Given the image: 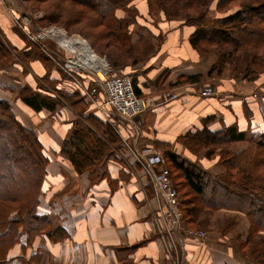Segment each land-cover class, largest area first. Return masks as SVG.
<instances>
[{
  "label": "crops",
  "instance_id": "1",
  "mask_svg": "<svg viewBox=\"0 0 264 264\" xmlns=\"http://www.w3.org/2000/svg\"><path fill=\"white\" fill-rule=\"evenodd\" d=\"M9 20L6 9L0 7V30L19 46L22 42L6 23ZM194 31V27L170 24L163 44L151 56L149 78L162 80L158 88L173 84L164 93L171 92L174 98L165 102L164 96L161 103L151 102L150 113L136 120L140 137L131 124L116 116L106 118L105 111L101 113L91 103L81 113L70 84L59 80L56 65L48 71L43 61L31 59L28 74L22 77L33 90L57 95L63 106L55 112L37 113L24 105L15 93L21 87V71L15 73L16 65L0 70V100L9 102L16 119L37 133L49 159L36 215L54 221L58 228L55 234L20 230L18 241L5 251L6 264H255L239 247L248 242L251 219L223 197L227 191L222 185L229 184L220 178L233 175L234 170L246 175L252 171L243 155L253 156V140L264 134V83L236 82L224 74L208 77L217 57H204L194 49L190 42ZM198 75L203 77L200 82H183ZM47 81L54 85L60 81L61 88L52 91L54 86L51 93L39 89L40 83L47 87ZM208 86L212 94L202 96ZM81 104L85 106V102ZM84 126L90 130L93 144L103 147L94 158V171L78 169L63 151L65 142ZM230 128L235 136L243 133L244 139L221 144L228 158L213 146L192 144L191 136L204 129L217 133ZM126 138L132 142V150H161L205 173L202 195H192L188 187L180 193L178 228L167 231L171 208L155 197L151 180L139 172L124 147ZM237 158L246 163L241 166ZM98 166H103L101 174ZM178 175L181 183L183 174ZM189 197L196 200L190 205L198 206L192 216L187 211Z\"/></svg>",
  "mask_w": 264,
  "mask_h": 264
},
{
  "label": "trees",
  "instance_id": "2",
  "mask_svg": "<svg viewBox=\"0 0 264 264\" xmlns=\"http://www.w3.org/2000/svg\"><path fill=\"white\" fill-rule=\"evenodd\" d=\"M133 1L134 0H64V2L72 6L69 8H67V6H56V10H59L60 14L52 12L48 16V21L51 23H58L64 15L68 16V19L63 20L65 24L74 25L75 23L85 21L86 30L90 37L93 33L90 30L99 31L96 41H106V47H114L117 50H123L122 48L124 45H127L131 41V37L127 30L129 23L125 20L116 18L117 16L116 14L114 15V13L121 9L126 10L127 6ZM149 1L151 6L154 7L155 5L159 8L158 10L166 12L164 8L167 5L173 8L172 1L175 3L176 0ZM180 1H184L187 8L197 5L196 3H200L203 10H205L197 17V22H195L194 18L193 20H189L190 26L195 28L194 33L190 37L191 45L195 49L199 50L203 48L204 45L214 46L221 52V55L219 54V59L225 61V56H230L232 51L238 52L249 47L258 49L264 46V3L256 7L245 6L233 15H228L225 18L217 20L216 26L208 27L209 22L206 21L205 16L209 10L206 8L212 0ZM217 10L219 12L224 10V7L221 6V1L217 6ZM49 26L56 27L57 24ZM28 43L31 44L29 41ZM3 48L4 45L1 44L0 41V50ZM228 48H231L232 51L225 52V49ZM34 50L36 49L34 48ZM38 50H36L37 52L34 55L36 59L41 57L45 63L48 62V64L54 65L52 61ZM29 55L30 54H25V59L28 61L33 59ZM255 55L254 57L256 59L258 58V61H256V59L250 61L251 65L247 68L246 73L243 74V79L245 81H255L264 73L260 72L258 68L253 69L254 66H259V64L264 65V62L261 61L264 60V58H260L264 53ZM114 62L112 66L116 67L119 62ZM215 71L216 67L214 65L210 69L208 75L213 74ZM201 80L202 76L198 75L187 77L185 81L188 83H196ZM134 86L136 94L142 96V91L135 82ZM20 97L23 103L35 112H41L43 110L55 112L57 107L61 105L59 100L35 92L27 86L22 90ZM77 97L82 100L80 101L78 99V102L84 103V100L78 94L74 93V98ZM191 137L193 142H201V145L211 147L212 145L225 143L228 140H243L244 134L239 133L238 136H235V130L233 131V128L217 133H211L204 129ZM92 139L90 130H87L84 126L75 131L71 139L65 142L63 151L65 150L70 154L71 161L78 169L83 168L94 171L96 165V160H94V158L98 156L103 147L99 149V144H93ZM261 139H264V134L261 136ZM261 147L264 148V144ZM48 162L49 159L44 153V147L37 133L25 127L16 119L9 102L0 100V224L6 226L7 218L5 217L8 212L15 209L16 205L24 209H32L35 206L34 209L37 212L39 203V197L37 198V196H40ZM164 162L168 166L172 179L173 168L177 173L183 174V181H185V185L190 189L192 195L196 194V196H199L204 193L206 186L203 180L205 176L203 171H200L192 164L187 165L183 160L179 161L177 156L173 154L168 155V157L164 159ZM256 175L257 173H250L242 176V182L237 181V175L234 172L233 175L230 173L228 176L220 178L222 182L229 184V186L222 185L227 191V194H222L223 197L227 198L228 202L232 200V205L236 209L244 211L250 217L252 225L251 232L264 231V185L261 184L264 181V174H259L260 176L258 177ZM256 183H258V185L260 184V186ZM174 187L179 194L177 184L174 183ZM232 197H234V199H232ZM195 201L194 197H189L187 199L189 205ZM223 206L226 205L224 204ZM187 211L190 216L193 214L195 215L198 212V206L190 205ZM34 219L35 222L33 220L31 221L33 224L28 230H30L31 233H39V228H37L39 224H36V222L41 223V218ZM43 222H47V227L52 226V224H50L52 221L45 219ZM12 230L13 228L11 227L7 233L0 236V257L2 256L1 253L3 250H7L8 247H11L18 241L20 230L15 238L10 237ZM57 230L58 228L55 226L50 228V231H54V234ZM59 238H61V236H59ZM260 243L262 246L257 249V252L254 250L253 255H255V259L258 262L257 264H264V250H260L264 248V240H261Z\"/></svg>",
  "mask_w": 264,
  "mask_h": 264
},
{
  "label": "rangeland",
  "instance_id": "3",
  "mask_svg": "<svg viewBox=\"0 0 264 264\" xmlns=\"http://www.w3.org/2000/svg\"><path fill=\"white\" fill-rule=\"evenodd\" d=\"M13 1L15 2L14 7H15L16 12L18 11L19 15L21 14L20 16L26 15L25 19L28 18V20L31 22L34 28L36 27V28L51 30L50 28L52 27L49 25L57 24L56 26L57 28L63 29L62 31L63 33H65V37L69 38L66 35V32H67V34L69 35L78 37L77 39H79V42L84 43L86 48L88 46L93 51V53L96 55L97 59L99 60V61L97 60L98 62L105 61L109 65H111V67L114 69L116 73L125 74V75L130 76L133 82H135L136 85L139 86V88L141 89L142 97H144L147 100L149 108L151 107L152 101H155L157 103H161V101L163 102L164 96H165L164 101L165 102L166 100L168 101V99H170L171 97V92L164 93V90L168 91L171 88L175 87L173 84L172 85L170 84V87L158 88L157 85H160L159 81H162V80L153 81L149 78L150 69L148 65L150 63L151 56L155 54L157 50L160 48V46L163 44V41L166 38V35H167L166 33H167V30L170 24L193 27V26H190L189 20H193L194 18L195 22H197L196 21L197 17L200 16L202 12L205 11L203 10L200 3L199 4L196 3L197 5H194L193 7L190 6V8H187L186 3L184 1L176 0L175 3L174 1H172L173 8L167 5L164 8L166 9V12H165L163 10H158L159 8L156 7L155 5L154 7L151 6L149 0H134L127 6L126 10L121 9L114 13V15L116 14V16L117 14L123 13L124 15L123 18H120L118 16L116 18L125 20L129 23L127 30L131 37V41L127 45L126 44L124 45V47L122 48L123 50H117L114 47H106V41H100V42L96 41L97 34L99 31L90 30L93 32L90 37L86 30L85 21L81 23H75L74 25L65 24L63 20L68 19V16L64 15V17H62L61 21H59L58 23L49 22L48 21L49 14H51L52 12H56L60 14L59 10H56V6L58 5L64 6V7L67 6V8L72 6L71 4L64 2V0H13ZM220 1H221V6L224 7V10L220 11L222 13H220L217 10V6ZM261 3H264V0H212L210 4L208 5V7L206 8L209 10V12H207L205 16L206 21L209 22L208 27L216 26L217 20L225 18L228 15H233L238 10H241L245 6L256 7L260 5ZM174 10H176L177 13ZM20 21L22 22V17ZM6 23H8L10 28H13L15 32L14 35L22 42L23 45L22 44H20L19 46L13 45L12 43L8 41V38L6 37V35L0 30V41H1V44L4 45V48L0 50V54H1L0 70L2 69L5 70L7 68L12 69L14 65H16L14 69L15 73L17 74V72L21 71L19 72L20 75L18 76L21 82V87L18 89V91H15L16 94H19V98L21 99L20 96H21V92L24 89V87L25 86L30 87L29 85L26 84V82L23 83V80H22L23 75L25 76L28 74L27 72L29 71V67H30V61L25 59V54H30L29 56L31 58L36 59L34 55L36 54L37 52L36 50L38 49L35 46H32L31 44L28 43L29 41L28 38L18 27L14 26L12 19ZM72 38H69V39H72ZM51 46L55 48L53 44H51ZM85 46H84V49H85ZM34 48L36 50H34ZM200 49L199 50L195 49V50H197L204 57H210L212 55H215L217 57V62L216 64H214L216 67V71L213 74L208 75V77H219L224 74L225 76H230L236 82L245 81L243 79V74L246 73L247 68L251 65L250 61L256 59L254 55L264 53V46L258 49L249 47L247 49L240 50L238 52L237 51L233 52L231 48H228V49H225V52L232 51V53L230 54V56H225L226 60L223 61L222 59H219L220 57L219 54L221 55V52L219 51V49H216L214 46L204 45V47ZM84 52L88 53V50L85 49ZM260 58H264V55ZM38 59L43 61L48 71L51 69L52 64L50 63L48 64V62L45 63L43 58L41 57H39ZM114 61L119 62L118 65H116V67L112 66L113 63H115ZM256 61H258V58L256 59ZM261 61L264 62V60H261ZM93 65H98L101 67V63H93ZM254 68H258L260 72H264V65L259 64V66H254L253 69ZM46 76L44 80L48 79L46 78ZM13 77H15V75H13ZM260 78L262 79L260 80ZM61 79H64V76L60 73L59 80ZM257 80L255 81H257L258 84L264 83L263 81L264 73L261 76H259ZM183 82L188 83L184 80ZM54 84L55 83L53 82L47 81L45 83V85H47L46 87L42 83H40L39 89H46L47 92L51 93V88H53L54 86L56 87L52 89V91L61 88L60 81H58L57 85H54ZM201 87H203V84ZM209 87L210 86H208L207 89L211 88ZM31 89L33 90V88ZM71 90L74 91V89H71ZM33 91L39 92L36 90H33ZM57 91H61V90H57ZM46 96H50V95H46ZM158 97L160 98L158 99ZM52 98H55L56 100L60 101V99L57 98V95L54 93H53ZM78 99L82 101L80 98L77 97L76 100ZM81 103L82 102H80V106H78L77 109L80 110L81 113H86V109H88V107L86 106V102H85V106L84 105L82 106ZM62 106L63 105L61 102V105L57 107V109L59 108L61 109ZM149 113L150 111L144 114L143 116ZM13 114L15 115V113ZM261 136L262 134H259L253 140L254 141L253 143L255 145V150H254L255 154L253 156H249L246 154L243 155L247 157L245 158L247 161H250L249 166H250V169L252 170L251 173L252 174L257 173L256 175L257 177L260 176L259 174H264V148L261 147L264 144V139L262 140ZM199 143L195 141L192 142V144H197L201 146V142ZM221 144L212 145V146L214 147V149L217 148L216 149L217 152L222 153L223 155L222 157L226 158L227 157L226 149ZM219 148H220V151H218ZM221 148H224V149H221ZM159 152L163 154L164 159L168 157L167 154L162 152L161 150ZM237 160H238V164H240L241 166L246 163V161H242L240 158H237ZM165 166L168 168L166 164ZM98 169H99V173L101 174L103 170V166H98ZM139 172L143 174V172L140 169H139ZM234 173L237 175L236 179L238 182H242L241 177L246 175V173H243L240 170H234ZM172 175L174 179L173 182L177 184L178 186V191H179V196H180V193H184L185 191H187L185 181H181V183H179L180 177L177 171L174 170V168H173ZM256 184L258 185V183ZM261 184L264 185V181ZM258 186H260V184ZM38 197L39 196H37V198ZM179 201H180V197H179ZM36 204H37V200H36ZM34 208L35 206L32 209L31 208L24 209L16 205L15 209L13 211L8 212L7 216L5 217L7 218L6 226H4V224H0V236L3 235L4 233H7L11 227L13 228V230H12V233L10 234V237H13V238H15L16 235H18L17 233L19 230L26 231L28 230V228H31L33 224L31 221L33 220L35 222L34 218L40 219L39 216H36L37 212ZM40 220L42 221L41 223L36 222V224H39L37 226V228H39V231L40 229L44 231H49L50 228H53L55 226L54 221L50 222V224H52L51 227H47V222L46 223L43 222L44 218H41ZM195 229H200V227L196 226ZM249 238H248L249 241L247 243H244L245 242L244 241L239 244V247L243 249V252L241 250L240 252L242 255H245L248 258H250L253 261V263L257 264L258 262L255 259V255H253V252L254 250L257 252V249L260 246H262L260 241L264 240V231L251 232ZM260 250H264V248H261ZM5 251L6 249L3 250L1 253L2 256L0 257V264H6L5 257H4Z\"/></svg>",
  "mask_w": 264,
  "mask_h": 264
},
{
  "label": "built area",
  "instance_id": "4",
  "mask_svg": "<svg viewBox=\"0 0 264 264\" xmlns=\"http://www.w3.org/2000/svg\"><path fill=\"white\" fill-rule=\"evenodd\" d=\"M14 6L13 0H0V7L6 9L14 26L26 35L32 46L39 49L56 65L64 76V80L70 84L71 89H74L71 91L78 94L84 102L95 105V109L101 113L105 111L106 118L116 116L131 124L132 130L140 137V126L136 124V120L149 112L150 108L147 100L136 94L132 78L116 73L105 61L101 62L103 67L86 63L81 52L83 46H80L81 43L77 41L78 37L66 32L69 38H74L72 40L64 38L63 29L57 27H52L51 30L34 28L28 18L25 19L26 15L20 16L21 14L16 12ZM87 48L90 49L88 46ZM88 51L93 52L91 49ZM211 93V89H206L202 91V96ZM173 98L174 96H171V99ZM123 144L134 157V164L139 167L146 178L151 180L155 197L164 200L171 208L167 216L169 218L166 224L167 231L178 228L182 217L178 209L179 194L174 187L170 171L165 166L163 154L157 150H148L143 153L132 150V142L128 138L123 140ZM156 166L161 167L160 171L156 170Z\"/></svg>",
  "mask_w": 264,
  "mask_h": 264
},
{
  "label": "bare ground",
  "instance_id": "5",
  "mask_svg": "<svg viewBox=\"0 0 264 264\" xmlns=\"http://www.w3.org/2000/svg\"><path fill=\"white\" fill-rule=\"evenodd\" d=\"M62 35L64 38H67V37H65V33L62 32ZM77 41H79V40H77ZM81 46H83V49H84V46H85L84 43L81 42ZM85 49L90 50V49L86 48V46H85ZM84 50L81 49V52H82V57L86 63H88V64L90 63L92 65H93V63H101V62H98L99 60L97 59L96 55L93 52L88 51V53H85L86 51L84 52ZM101 67H103V63H101Z\"/></svg>",
  "mask_w": 264,
  "mask_h": 264
}]
</instances>
